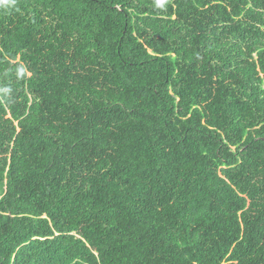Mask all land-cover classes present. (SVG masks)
I'll use <instances>...</instances> for the list:
<instances>
[{"label": "trees", "instance_id": "16d2710c", "mask_svg": "<svg viewBox=\"0 0 264 264\" xmlns=\"http://www.w3.org/2000/svg\"><path fill=\"white\" fill-rule=\"evenodd\" d=\"M0 264H264V0H0Z\"/></svg>", "mask_w": 264, "mask_h": 264}, {"label": "rangeland", "instance_id": "374dc122", "mask_svg": "<svg viewBox=\"0 0 264 264\" xmlns=\"http://www.w3.org/2000/svg\"><path fill=\"white\" fill-rule=\"evenodd\" d=\"M3 191H4V188H3V186L0 184V194H2Z\"/></svg>", "mask_w": 264, "mask_h": 264}]
</instances>
